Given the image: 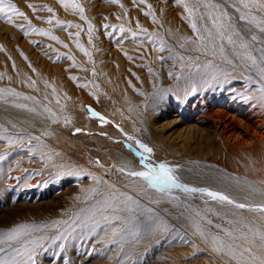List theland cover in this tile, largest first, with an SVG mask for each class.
<instances>
[{"label":"rangeland","instance_id":"obj_1","mask_svg":"<svg viewBox=\"0 0 264 264\" xmlns=\"http://www.w3.org/2000/svg\"><path fill=\"white\" fill-rule=\"evenodd\" d=\"M222 1L11 0L24 15L8 13L13 21L11 23L4 15H0V89L4 90L0 91V98L8 100L7 97H11L35 102L41 110L38 115L48 118L49 126L55 128L47 127L45 133L4 129V135L0 136V156L4 157L0 160V233L23 224L37 226L29 230L31 233L29 236L21 237L19 241L0 244V248H3V251H0V258H10L15 255L13 249L19 248L23 251L25 241L43 236L46 239L42 242V247L36 249L35 264H168L173 257L171 254L173 247L192 251L183 259L188 264H196L201 259L205 261L213 259L211 262L222 264L223 252L221 254L218 252V256L208 252V250H215L212 247V235L218 234L221 238L224 237L223 240L230 238L234 240V238L226 231L216 229L212 222L223 224L221 222L223 219L244 227L246 223L244 217L233 216L228 217L230 218L228 220L224 215L215 216L207 213L205 220L203 215L194 214L205 211L192 200L207 204L210 198L207 193L185 191L183 187L172 186L164 191L151 188L142 178L128 175L129 171L143 169H126L115 162L117 148L133 152V156L140 160L135 152L127 147V144L135 143L128 140V136L135 137L136 140L152 148V162H167L170 166H176L184 163V159L177 155V152L171 153L165 148L159 149L145 137L130 130L127 131L120 122L114 120L105 109L108 101L101 97L99 91V89L104 91L106 87L100 83L102 81L97 66L92 64L94 60L105 62L113 73L117 69V64L122 62L123 65L120 63L121 75L128 83L129 79L134 82L140 81L138 77L140 73L142 77H147L150 69L153 66L157 67L158 63L166 68L164 70L166 77H172L167 69H179L178 61L174 67L170 63L177 52H183L182 49L169 39L163 44L160 36H167L156 33L154 37H151L144 28L172 21L178 22V25L183 22L192 38H196L203 45L202 51L194 47L186 50L188 55H192L191 58L187 56V59H192V63H196L194 59L197 55L201 54L204 58L214 55L215 59H209L212 62L209 69L213 72L229 66L230 68H226V71L233 67L240 68L242 52L239 45L244 39L240 35L233 34L234 31L238 32V28L234 26L237 22L236 18L240 19L241 15H245L250 19L254 16L257 22H261L264 21V13L261 6L257 7L255 3L250 4V0H247V9L241 0H225L236 10L235 15L228 12L225 2ZM185 5L194 9L191 17ZM208 5H219V7ZM221 12L226 15L221 17ZM213 17L223 20L225 35H232L236 41L235 45L229 44L227 39L221 41L214 37V31L217 29L212 24ZM229 17L233 29L226 26L229 24ZM193 20L200 29L199 33L191 26ZM241 21L246 23L245 27L248 29L249 36L256 37L257 43L252 42V38L244 40L248 43V48L253 44L261 46L259 42L264 43V31L255 24L249 23V20ZM247 24L252 25L247 27ZM133 26H136L135 29ZM121 27L124 28L123 31L120 30ZM209 30L212 32L211 37L208 35ZM200 36L205 37L203 42ZM86 42H93L92 47L86 46ZM221 44L226 53L235 55L231 56L233 62L221 58ZM73 45H79L80 48L90 51L89 58L93 59H88L90 62L85 61L83 56L74 50ZM126 46H134V48L125 53ZM162 46L163 50H161ZM214 47L215 51H213ZM144 48L154 51L155 55L152 52H146ZM228 49L229 52H227ZM54 81H57L56 85L52 84ZM242 83L243 81L239 84ZM53 85L60 89V96L63 97V91L64 94L69 95L70 102L75 101L76 106H81L86 116L85 121L77 122L69 117H63L56 112V107L48 105L43 86L54 88ZM107 91L116 108L125 113L120 104L116 103V96L106 89L105 92ZM192 95L191 100L199 96L197 93ZM206 95L215 97L216 93L208 92ZM171 98L170 102L175 106L171 110L172 115L177 114L179 110L187 112L189 101L183 107L180 100L173 96ZM10 103L4 102L3 107L10 108ZM219 103L221 104L222 101ZM25 105L27 104L22 107ZM101 117L104 118L103 121ZM83 139L91 140L92 146L84 144ZM56 144L61 146L62 151L66 152L68 149L73 155L74 159L66 154L69 158L65 157V160L72 165L75 162L74 166L64 168L62 174H58L60 171L57 168L43 163L45 157L39 155L40 150L45 151L46 154L61 152L56 149L58 148ZM122 168L123 171H121ZM69 170L79 174L69 175ZM141 179L148 190H154L157 194L160 192V195H163L162 199L159 197L153 200L136 192L132 185L136 180ZM97 188L101 191L103 189L102 197L105 200L115 197L117 204L131 197L132 201L136 202L132 205L135 208V219H132L131 214L126 211L113 213L109 208L105 214L119 215L126 219L111 220L108 223L101 221L100 225L95 227L96 229L91 226L75 229L69 227L76 216L88 218L96 214L99 219L98 209L103 206L105 200L102 199L101 194L92 191ZM170 198L172 201H177L187 215H191L192 222L201 226L196 228H199L198 235H193L188 224L178 218L177 222L170 219L166 220L165 224L159 223L162 227L160 237L140 241L142 233L143 236L147 235L146 223L149 215L161 212L156 205H159L163 199L170 200ZM129 203L132 204L131 201ZM121 207H123L122 204ZM156 208L159 211H156ZM53 221H68L69 224L62 223L54 227ZM178 221L184 224L179 225ZM201 231L206 235L199 234ZM115 233L119 235L115 236ZM150 233L154 232L150 231ZM57 236L60 239H55ZM198 242L201 245H198ZM9 243L12 248H9ZM245 243L242 242L241 245Z\"/></svg>","mask_w":264,"mask_h":264},{"label":"bare ground","instance_id":"obj_2","mask_svg":"<svg viewBox=\"0 0 264 264\" xmlns=\"http://www.w3.org/2000/svg\"><path fill=\"white\" fill-rule=\"evenodd\" d=\"M222 2L224 3L225 0ZM254 3L257 7L261 6L264 13V0H250V4ZM224 4L228 12L235 15L237 14L236 10L227 2ZM258 13L260 12L258 11ZM236 20L237 22L234 26L238 28L239 35L244 40H246V38H252L249 36L248 29L245 27L246 23L242 22L239 18H236ZM177 23L178 22L165 21L154 27H144L145 32H149L151 37H154L156 33L167 36H160L163 44L169 39L182 49L183 52H177L176 57H173L170 63V65L174 67L178 61L180 70L173 68L172 70L167 69L169 75L172 77H166L164 72L166 68H163L162 64L158 63L157 67H152L147 77H142V73H140L138 76L140 81L134 82L129 79L128 83L121 75L122 62L117 64V69L113 73L105 62L103 63L98 60L92 62V64L97 66L100 72V79L102 81L100 83H103L106 89L116 96V103L120 104L125 110V113L116 108L108 91L107 93L105 92L106 89L104 91L99 89L102 95L101 97H104V99L108 101L105 109L112 115L114 120L120 122L127 131L130 130L133 133L145 137L154 146H158L159 149L165 148V150L167 149L171 151V153L177 152V155H180L184 159V163L182 164L176 166L169 165L175 169L173 174L177 177L180 185H187V187L190 188L201 187L210 191L220 192L227 195L235 202L230 204L219 200H213L211 197L208 199L209 203L207 204L198 200H192L197 202L200 209L205 211L194 213L198 214V216L203 215L205 218V215L209 213L215 216L224 215L228 220L233 216H241L245 219L246 223L244 227H240L231 221L221 220L222 217L220 220L223 224L212 222L216 229L231 233V236L234 238V240L230 238L224 241L226 244H232L234 246L237 257L233 258L227 251H224V260L222 264H260V261L253 260L252 256L255 255L264 259V241L260 239V234H264V211L257 210V206L264 205V100L260 99L261 94L259 92L260 83L264 81V77H261L258 67L252 66L251 61L247 60V57L244 55L245 50L240 47L239 49L242 52V54H240L241 56L239 55L241 58L240 68L233 67L226 71V68H230L229 66L221 70L216 69L213 72L209 69L212 63L209 59H215L214 55H208L205 58L201 54L197 55L194 59L196 63H192V59H187V56L191 58L192 55H188L186 50H188L189 47L201 49L203 45L196 38H192L190 31L184 26L183 22L180 23L181 25ZM251 25L252 24H247V27ZM226 26L228 27V24H226ZM135 27L133 26L134 29ZM231 29L233 28L231 27ZM214 37L220 40L217 35V30L214 31ZM251 41L257 43V41L253 39H251ZM87 42L85 43L87 44L86 46H91L93 43ZM259 43L261 46L253 44L247 51L258 58L257 65L259 67H264V63L261 62V50H264V47L262 48L264 43ZM131 46L125 47V53L129 52L131 48H134V46ZM73 48L78 54L83 56L85 61L90 62L88 61V59H91L89 58L90 51L88 52L80 48L79 45H73ZM144 50L146 52H152L155 55V52L149 48H144ZM200 51H202V49ZM227 52H229V49ZM231 56L235 55H230L225 51L221 53V58L223 60L233 62L234 60L231 59ZM120 63H122V65H120ZM225 74H227V76ZM205 81H207V83H205ZM241 81H243V83L239 84ZM52 84L56 85L57 81H54V83L52 82ZM43 87L46 102L49 106L56 107V112H59L63 117H69L77 122L85 121L86 116L83 114V109L81 106H76L74 103L75 101L70 102L67 93L66 95L62 91V97L60 96L61 94L58 86L54 87L53 85L52 87L54 88ZM59 87L61 88V86ZM193 87H195L196 91L190 92L189 90ZM208 92L216 93V96L210 97V95H206ZM194 93H197L199 96L191 100L192 94ZM172 96L180 100L183 107H185L186 102L189 101L190 105L189 108H187V112L179 110L177 114L172 115L171 110L175 107L170 102ZM245 96H250L252 98L244 99ZM7 99L8 100H2L0 98V136L4 135V129L17 132L45 133L47 127H52L49 126L50 120L48 118L38 115V112H41V110L35 102L24 99L18 100L11 97H7ZM6 101L11 102L12 108L3 107ZM201 101L203 103H201ZM219 101H222V103L220 104ZM24 104L27 105L22 107ZM74 105L76 107H74ZM71 109L73 110L71 111ZM82 142L88 146H92L91 140L83 139ZM5 146H7V144ZM56 146L58 147L56 149L61 152L56 151L51 154H46L45 151L40 150L39 155L45 157L43 163L57 168L60 171L58 174H62L64 168L71 167L72 165V163L65 159L69 157L73 158V155L69 153L68 149L64 152L60 149V145L56 144ZM117 149L118 151L114 156V160L120 164V166L131 170L143 169L140 160L133 156V152L130 153L121 148ZM75 160L77 159L75 158ZM74 163L75 162H73L72 166L75 165ZM73 172L75 171L73 170ZM145 185L146 184L141 179L136 180L132 186L141 196L143 195L153 200L154 198H161L163 196L160 195V192L157 194L154 190H148V187ZM100 188H97L95 193L101 194L102 197L103 189L101 191L99 190ZM112 198L113 197H110L108 200H112ZM102 199L105 200L103 197ZM171 199L172 198H170V200ZM170 200L163 199L159 202V205L156 203V206L159 207L161 212L151 213L149 215V220L146 223L147 235L143 236L142 233L140 241L143 239L150 240L154 237H160L162 227L159 223L165 224V221L170 219L171 221L175 220V222H177L178 218L188 224L193 231V235H198L197 231L199 228L196 229L197 224L192 222L193 219L190 217L191 215H187L181 209L177 201L171 200V202ZM241 203L248 205V207H236L237 204ZM159 210L157 209L156 211ZM178 222L179 225L184 224L180 221ZM198 226L201 228L200 225ZM202 228L204 229V227ZM150 231L154 233L151 234ZM118 235L119 233H115V236ZM206 238H208V236ZM222 239H224V237ZM242 242L246 243L242 246ZM197 244L201 245L200 242ZM245 248H251L252 251L250 253L245 252ZM209 251L214 256H218L216 250H208V252ZM242 252L243 257L239 255ZM191 253V250L173 247L171 253L173 257L170 258L168 264H188V262L183 259L186 255H190ZM217 259L219 258L217 257ZM178 260L182 261L178 262ZM211 261H213V259L210 261L201 259L200 262L194 263L215 264Z\"/></svg>","mask_w":264,"mask_h":264},{"label":"snow or ice","instance_id":"obj_3","mask_svg":"<svg viewBox=\"0 0 264 264\" xmlns=\"http://www.w3.org/2000/svg\"><path fill=\"white\" fill-rule=\"evenodd\" d=\"M241 3L244 5L245 8L248 7V2L247 0H241ZM209 7H219V5H208ZM185 7L188 9L189 16L191 17L193 15L194 9L193 8H188L187 5ZM82 10V9H81ZM18 13L19 15H24V13L20 12L18 7L11 2V0H0V15H4L7 19L8 22L11 23L13 22L11 19V16L8 15V13ZM226 15L224 12L220 13V16L223 17ZM241 20H249V23L255 24L257 27H260L261 31H264V21L257 22L256 17H251L249 19L248 16L241 15L240 16ZM229 24L228 27H233L231 24V18H228ZM212 24L216 27L217 29V35L219 36L220 40L223 41L224 39L228 40L229 44H236V41L233 39L232 35H225V25L223 20H218L217 18L213 17L212 19ZM22 26V25H21ZM191 26L193 29H196V31L199 33L200 29L197 27V24L195 20L191 22ZM107 27V26H106ZM91 30V26H90ZM123 31L124 29L121 27L120 29ZM47 34V33H46ZM234 35H239L238 32L233 33ZM78 35V34H77ZM209 37L212 36L211 30H209L208 33ZM55 38V37H54ZM253 40L256 39V37H252ZM200 40L203 42L205 40L204 36H200ZM240 48L244 49V55L247 57V60L251 61L252 66L258 67V70L260 72L261 77H264V67H259L257 65V59L255 56L251 54V52L247 51L248 49V43L244 40L240 41ZM161 50H163V46L161 47ZM213 51H215V47L213 48ZM220 51L223 53L224 48L223 45L221 44L220 46ZM261 62L264 63V50H261ZM151 70V69H150ZM227 76V74H225ZM207 83V81H205ZM0 91H4L0 89ZM11 91V90H9ZM190 92H195L196 89L193 87L192 89L189 90ZM260 99L264 100V81L260 83ZM252 97L250 96H245L244 99H251ZM94 115H99L98 113H93ZM101 120L103 121L104 118L101 117ZM77 131H80L77 129ZM127 135V134H126ZM128 140L135 141L134 144H127V147L134 151L135 154L140 158V163L143 166V170L141 171H129L128 175L132 177H138L142 178L149 187L151 188H159L161 191H164L166 188L172 186V187H183L185 191H191V192H202V193H207L209 197H211L213 200H219L221 202H227V203H235L233 200H231L227 195H224L223 193L216 192V191H210L206 188H192L189 189L187 185H180L178 182L177 177L173 174L175 169L173 167H170L167 162H152L151 160V154L153 152L152 148H150L147 144L142 143L139 140H136L135 137L128 136ZM4 159L3 156H0V160ZM63 167V166H60ZM124 169L122 168L121 171ZM69 175L76 174L78 175L79 173H74V172H69ZM95 179V177H93ZM92 191H96V189H92ZM123 195V194H121ZM129 201L132 202V204L129 203ZM135 201H132L131 197H128L127 200L121 201L120 204H117L115 202V197L112 198L111 201L105 200L103 203V206L98 209V212L100 214L99 219H97L96 214H93V216L88 217V218H81L79 216H76L69 227L75 229L76 227L79 228H85V227H98L101 223V221L108 223L111 220H124L126 219L125 217L119 216V215H107L108 209L111 208L113 213H119V212H128L131 214V218L135 219V208L132 206L135 204ZM121 204L123 207H121ZM236 207L238 208H245L248 207L246 204H237ZM258 211H264V205H259L257 206ZM79 221V223H78ZM69 224L68 221H53L52 226L57 227L60 224ZM36 225H28V224H23L20 225L16 228H13L7 232L0 233V244L3 243H8L10 241H19L21 237H26L29 236L30 229L36 228ZM43 227H47V225H43ZM199 227V226H197ZM135 234V233H134ZM201 235H204L203 231L200 232ZM229 236H231V233H228ZM46 238L41 236L37 237L32 240H27L23 243V251L19 248L13 249L15 252V255L11 256L10 258L4 259L0 258V264H29L31 261V264H35L34 257L36 255V249L42 247V242ZM55 239H60L59 236L55 237ZM212 244L214 249L217 252H224L227 251L230 256L233 258L237 257V252L235 248L233 247L232 244H226L225 241L219 237L218 235L212 236ZM260 239L264 241V234H260ZM115 242V241H113ZM9 248H12V245L9 243ZM0 251H3V248H0ZM245 252H251V248H245ZM241 257H243V252L239 254ZM253 260H259L260 264H264V259H261L260 257H257L255 255L252 256Z\"/></svg>","mask_w":264,"mask_h":264}]
</instances>
